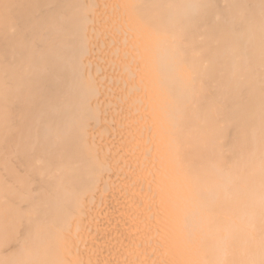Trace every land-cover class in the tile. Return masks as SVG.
<instances>
[{
  "label": "bare ground",
  "instance_id": "1",
  "mask_svg": "<svg viewBox=\"0 0 264 264\" xmlns=\"http://www.w3.org/2000/svg\"><path fill=\"white\" fill-rule=\"evenodd\" d=\"M0 264H264V0H0Z\"/></svg>",
  "mask_w": 264,
  "mask_h": 264
}]
</instances>
